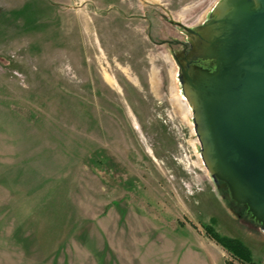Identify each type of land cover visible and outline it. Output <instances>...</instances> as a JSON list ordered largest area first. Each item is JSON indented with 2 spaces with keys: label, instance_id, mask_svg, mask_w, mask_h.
<instances>
[{
  "label": "rangeland",
  "instance_id": "1",
  "mask_svg": "<svg viewBox=\"0 0 264 264\" xmlns=\"http://www.w3.org/2000/svg\"><path fill=\"white\" fill-rule=\"evenodd\" d=\"M219 2L0 0V264H264L180 79Z\"/></svg>",
  "mask_w": 264,
  "mask_h": 264
},
{
  "label": "water",
  "instance_id": "2",
  "mask_svg": "<svg viewBox=\"0 0 264 264\" xmlns=\"http://www.w3.org/2000/svg\"><path fill=\"white\" fill-rule=\"evenodd\" d=\"M200 28L202 42L177 61L202 156L264 230V0H220Z\"/></svg>",
  "mask_w": 264,
  "mask_h": 264
},
{
  "label": "trees",
  "instance_id": "3",
  "mask_svg": "<svg viewBox=\"0 0 264 264\" xmlns=\"http://www.w3.org/2000/svg\"><path fill=\"white\" fill-rule=\"evenodd\" d=\"M204 228L210 238L223 247L233 258L243 264H253L250 248L240 239L223 235L212 224H205ZM229 264H235L231 261Z\"/></svg>",
  "mask_w": 264,
  "mask_h": 264
},
{
  "label": "flooded vegetation",
  "instance_id": "4",
  "mask_svg": "<svg viewBox=\"0 0 264 264\" xmlns=\"http://www.w3.org/2000/svg\"><path fill=\"white\" fill-rule=\"evenodd\" d=\"M188 26V25H187ZM190 27V26H189ZM191 28H193V27H191ZM194 29V28H193ZM196 30V29H195ZM197 32H199V35L198 34H195V33H192V34H194L195 35V37L198 39V42L199 41H201L202 42V38L204 37V34L202 33V32H200L199 30H196ZM197 42V43H198ZM190 51H187V50H185L184 52H183V55H180V56H177V58L179 59V60H181L182 62L184 61L183 60V58L186 56V57H188L189 55H190ZM194 63H197L196 61H194ZM201 64H204V63H207V61L206 62H204V61H201L200 62ZM240 205H242V204H240ZM249 217V216H248Z\"/></svg>",
  "mask_w": 264,
  "mask_h": 264
},
{
  "label": "bare ground",
  "instance_id": "5",
  "mask_svg": "<svg viewBox=\"0 0 264 264\" xmlns=\"http://www.w3.org/2000/svg\"><path fill=\"white\" fill-rule=\"evenodd\" d=\"M182 95H183V94H182ZM182 97L185 98L184 95H183ZM178 98H179V97H178ZM187 107H188V112H189V113H187V115H190V116H191V115H192V107H191L190 105H188ZM200 153H201V152H200ZM200 156H201V155H200ZM202 160H203V159H202Z\"/></svg>",
  "mask_w": 264,
  "mask_h": 264
}]
</instances>
